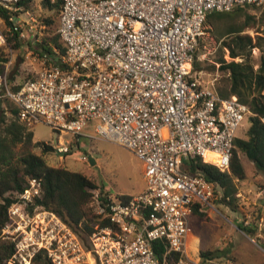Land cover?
<instances>
[{
	"label": "built area",
	"instance_id": "obj_1",
	"mask_svg": "<svg viewBox=\"0 0 264 264\" xmlns=\"http://www.w3.org/2000/svg\"><path fill=\"white\" fill-rule=\"evenodd\" d=\"M27 1L0 0L3 108L12 102L22 123L46 125L59 138L129 149L143 164L146 189L128 201L94 189L96 213L109 223L95 226L86 243L57 214L35 206L42 184L29 180L2 231L16 244L8 264H33L41 252L50 264H196L187 253L188 217L195 204L213 207L216 195L202 174L185 172V161L199 157L229 171L251 111L237 97H221L215 81L205 85L193 75L195 53L209 14L264 0H34L31 8ZM43 1L61 5L56 34L64 52L44 45L48 25L33 10ZM11 36L36 65L20 82L11 79ZM156 242L165 249L160 258Z\"/></svg>",
	"mask_w": 264,
	"mask_h": 264
},
{
	"label": "trees",
	"instance_id": "obj_2",
	"mask_svg": "<svg viewBox=\"0 0 264 264\" xmlns=\"http://www.w3.org/2000/svg\"><path fill=\"white\" fill-rule=\"evenodd\" d=\"M33 2L34 0H28L25 6L31 8ZM42 7L51 12L49 17L43 18L50 28L44 45L48 48L52 43L61 47L64 52L56 34L61 5L59 3L52 6L43 1ZM253 7L256 6L237 7L225 13H211L206 23L214 25L216 19ZM251 26L250 21L239 26L231 24L220 34L221 38L231 37L229 42L223 43V47L229 50L232 60L227 62L222 58L219 61L220 70L228 75V83L220 87L218 93L225 99L237 97L251 111L248 120L250 127L245 137H238L235 140L229 171L222 172L216 166L203 162L199 157H190L184 164L185 172L191 175L202 174L213 186L215 195L217 196L220 191L221 201L233 210L239 206V185L247 179L241 154L258 172L264 173V36L258 37L254 42L250 35H243L245 29ZM15 40L16 37L11 36L9 46L18 50L21 46L20 43L14 44ZM254 48L261 49L262 52L257 69L249 59ZM239 57L247 60L236 62L235 59ZM196 58L195 55L193 72L201 71ZM36 148H40V154L34 152ZM55 151V147L49 143L34 142L31 127L20 121L16 106L10 101H5L0 112V264H8L16 248L15 242L4 239L2 235L9 221V209L17 201V195L28 189L31 179L40 180L43 190V195L36 199L35 206L57 214L78 232L84 242L87 243L95 226H107L109 223L96 213L93 190L97 185L89 177L68 168L52 167L46 162L45 156ZM212 158L208 157L207 160L210 161ZM103 193L107 194L106 191ZM121 198L128 201L132 196L122 195ZM203 209L199 204H195L192 213L203 216ZM240 228L247 234L256 231L249 227ZM154 249L159 258L165 250L161 242H156ZM33 264H50V261L41 252Z\"/></svg>",
	"mask_w": 264,
	"mask_h": 264
},
{
	"label": "rangeland",
	"instance_id": "obj_3",
	"mask_svg": "<svg viewBox=\"0 0 264 264\" xmlns=\"http://www.w3.org/2000/svg\"><path fill=\"white\" fill-rule=\"evenodd\" d=\"M34 13L43 21L50 13L43 7H34ZM247 21L252 24L245 29L243 35H250L254 42L264 36V5L248 8L231 16L216 19L214 25L205 23L204 32L196 50V59L201 71L193 72L203 84L210 85L215 81L218 91L228 83V75L220 70V59L230 62L229 50L223 47L231 37H220L231 24L243 25ZM44 33V37L48 35ZM45 39V38H44ZM263 43V42H262ZM20 45V44H19ZM16 50V63L12 80L23 81L36 68L27 58L26 45ZM261 49L252 50L250 60L257 69L262 55ZM247 58H236L242 62ZM250 127L248 120L238 130V137H245ZM34 142L49 143L56 149L45 156L46 162L52 167H64L82 173L89 177L96 185L111 195L137 194L144 184L143 167L139 158L129 149L98 138L77 139L70 135L59 136L43 124L32 125ZM62 145L67 149L62 155ZM40 154V148L34 150ZM69 153L65 155V153ZM87 156L95 160V166L90 161H83ZM241 158L247 179L239 185L241 194L238 209L233 210L221 201V192L212 200L213 207L203 209V216L191 213L188 217L189 235L187 239V253L190 261L196 264H264V197L259 198L258 190L264 189V173L258 172L242 154ZM18 198V195H17ZM260 223V226L258 224ZM242 227L256 230L247 234ZM206 254V256H205Z\"/></svg>",
	"mask_w": 264,
	"mask_h": 264
},
{
	"label": "water",
	"instance_id": "obj_4",
	"mask_svg": "<svg viewBox=\"0 0 264 264\" xmlns=\"http://www.w3.org/2000/svg\"><path fill=\"white\" fill-rule=\"evenodd\" d=\"M2 108H3L2 101H0V111H2ZM62 155H64L63 152H62ZM89 161H90L92 166H95L96 163H95V160L92 159V157H90Z\"/></svg>",
	"mask_w": 264,
	"mask_h": 264
},
{
	"label": "crops",
	"instance_id": "obj_5",
	"mask_svg": "<svg viewBox=\"0 0 264 264\" xmlns=\"http://www.w3.org/2000/svg\"><path fill=\"white\" fill-rule=\"evenodd\" d=\"M142 167H143V164H142ZM143 172H144V168H143ZM143 176H144V174H143ZM144 180H145V179H144ZM145 189H146V182H145L143 188H142L139 192H137V194H130L129 196H132V197H133V196H136V195L142 193Z\"/></svg>",
	"mask_w": 264,
	"mask_h": 264
},
{
	"label": "bare ground",
	"instance_id": "obj_6",
	"mask_svg": "<svg viewBox=\"0 0 264 264\" xmlns=\"http://www.w3.org/2000/svg\"><path fill=\"white\" fill-rule=\"evenodd\" d=\"M208 157H213V158H215V156H213V155L207 156V158H208Z\"/></svg>",
	"mask_w": 264,
	"mask_h": 264
}]
</instances>
